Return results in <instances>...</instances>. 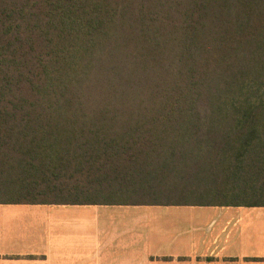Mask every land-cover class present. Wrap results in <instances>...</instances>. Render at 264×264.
<instances>
[{
  "label": "trees",
  "instance_id": "obj_1",
  "mask_svg": "<svg viewBox=\"0 0 264 264\" xmlns=\"http://www.w3.org/2000/svg\"><path fill=\"white\" fill-rule=\"evenodd\" d=\"M0 204L264 207V0H0Z\"/></svg>",
  "mask_w": 264,
  "mask_h": 264
},
{
  "label": "crops",
  "instance_id": "obj_2",
  "mask_svg": "<svg viewBox=\"0 0 264 264\" xmlns=\"http://www.w3.org/2000/svg\"><path fill=\"white\" fill-rule=\"evenodd\" d=\"M157 207L0 204V264H264V207H199L182 227L148 223Z\"/></svg>",
  "mask_w": 264,
  "mask_h": 264
},
{
  "label": "rangeland",
  "instance_id": "obj_3",
  "mask_svg": "<svg viewBox=\"0 0 264 264\" xmlns=\"http://www.w3.org/2000/svg\"><path fill=\"white\" fill-rule=\"evenodd\" d=\"M147 222L150 224L174 225L182 227L188 224H203V208L199 207H157L148 211ZM263 215H251L247 223H259ZM53 218H51L52 225ZM262 224V222H261ZM259 225V224H256Z\"/></svg>",
  "mask_w": 264,
  "mask_h": 264
}]
</instances>
